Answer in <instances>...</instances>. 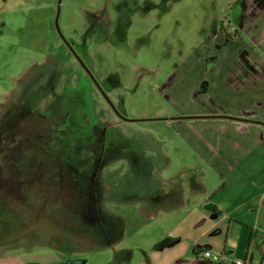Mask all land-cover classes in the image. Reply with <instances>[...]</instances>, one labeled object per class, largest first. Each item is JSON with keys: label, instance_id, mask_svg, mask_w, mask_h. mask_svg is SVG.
Returning <instances> with one entry per match:
<instances>
[{"label": "rangeland", "instance_id": "rangeland-1", "mask_svg": "<svg viewBox=\"0 0 264 264\" xmlns=\"http://www.w3.org/2000/svg\"><path fill=\"white\" fill-rule=\"evenodd\" d=\"M138 1L0 0V143L21 131L14 144L35 142L49 177L26 202L0 199V259L146 260L180 206L214 198L240 153L264 150L260 124L219 117L261 110L264 75L228 59L245 53L240 0ZM59 9L119 115L58 35Z\"/></svg>", "mask_w": 264, "mask_h": 264}, {"label": "crops", "instance_id": "crops-1", "mask_svg": "<svg viewBox=\"0 0 264 264\" xmlns=\"http://www.w3.org/2000/svg\"><path fill=\"white\" fill-rule=\"evenodd\" d=\"M236 6H238V10L235 11L236 19H239L240 23L236 28L246 37L242 45L245 55H240V59L239 54L229 55L228 59L233 57L230 61L240 60V69L244 64H249L244 65V68L247 67V70L249 68L255 78L257 75L262 77L264 75V0H240ZM231 10L234 9L230 6L228 14ZM239 36L232 37L240 39ZM242 37L244 36H241L243 41ZM261 51L263 54L259 58L258 54ZM244 77L246 78L245 75ZM244 77L240 76L242 79ZM259 84L256 81L254 89L259 88L261 92ZM212 86L209 82L208 89L215 88ZM256 96L255 100L260 111H252V114L242 111L241 114L234 116L239 119L231 118V115L219 117L229 118L231 121L258 123L260 125L257 129L264 132V93H258ZM230 124L233 126V123ZM262 137L263 142L259 143L264 146V136ZM209 149L214 151V148ZM213 193L214 198L202 199L196 203L192 202L193 204L187 201L180 206L186 210L188 207L187 216L172 229L162 232L163 240L145 256L146 260L137 259L135 264H264V150L261 153L257 152V149L240 153L235 164L222 174L220 184ZM207 250L219 253L221 259L212 261L205 257L204 252ZM239 259L243 262L239 263ZM121 260L123 261V258ZM129 260L132 263L134 259ZM0 264L65 263L59 257L43 263L27 254L19 256L18 259L12 255L3 257L0 259ZM69 264L79 263L73 261Z\"/></svg>", "mask_w": 264, "mask_h": 264}, {"label": "flooded vegetation", "instance_id": "flooded-vegetation-1", "mask_svg": "<svg viewBox=\"0 0 264 264\" xmlns=\"http://www.w3.org/2000/svg\"><path fill=\"white\" fill-rule=\"evenodd\" d=\"M138 2L143 4V6L148 9L150 7L154 8L156 6L152 0H139ZM159 5L161 7L165 6L164 1L161 2V4L158 1L157 7ZM57 30L58 35L68 45L71 51L69 49L68 50L74 53L79 61L83 63V67L85 68L86 72L91 76L96 86L100 89L102 95L119 115L115 105L110 101V97L101 87L99 80L93 76L90 70L88 72L84 62L80 60L77 53L73 50L71 43H68V40H66V38L62 35V32L58 29V27ZM29 107H31V105L24 109L28 110ZM14 123L15 125L13 128L17 126L15 120L13 124ZM20 127L21 126H18L16 129ZM11 130L7 132L8 136H6L0 143V199H3V201L8 204H20L21 202H26L30 195H39L47 190L46 181L49 179V177L46 174V168L48 166L46 165L47 162L37 161L35 160V156L32 155L39 150V147H37L38 145L35 142L32 143L31 139L29 140V138H20L19 145L16 146L15 140L18 137L17 135L22 134V132L19 131L17 134L14 132V129L12 131ZM10 132L12 134H9ZM2 135L3 134L0 132L1 139ZM62 261L65 264L72 262L64 260Z\"/></svg>", "mask_w": 264, "mask_h": 264}, {"label": "water", "instance_id": "water-1", "mask_svg": "<svg viewBox=\"0 0 264 264\" xmlns=\"http://www.w3.org/2000/svg\"><path fill=\"white\" fill-rule=\"evenodd\" d=\"M60 15V9H59V12H58V15H57V17H56V25H57V27H58V29L60 30V28H59V25H58V16ZM88 72H89V70H88ZM204 118V117H207V116H202V117H200V116H198V115H193V116H188V118ZM162 118H165V117H162ZM231 118H237V117H231ZM126 120H129V121H139V120H146V119H132V118H125ZM149 119V118H148ZM154 119H161V117L160 118H152V119H149V120H154ZM237 119H239V118H237Z\"/></svg>", "mask_w": 264, "mask_h": 264}, {"label": "built area", "instance_id": "built-area-1", "mask_svg": "<svg viewBox=\"0 0 264 264\" xmlns=\"http://www.w3.org/2000/svg\"><path fill=\"white\" fill-rule=\"evenodd\" d=\"M204 256L210 258L212 261H219L221 259V256L219 253H212L209 250L204 252ZM239 263L243 262V260L239 259Z\"/></svg>", "mask_w": 264, "mask_h": 264}]
</instances>
